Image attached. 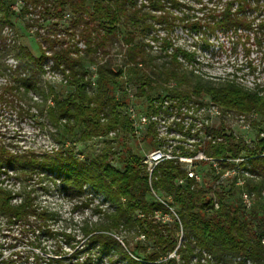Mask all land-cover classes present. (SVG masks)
Wrapping results in <instances>:
<instances>
[{"label": "trees", "instance_id": "16d2710c", "mask_svg": "<svg viewBox=\"0 0 264 264\" xmlns=\"http://www.w3.org/2000/svg\"><path fill=\"white\" fill-rule=\"evenodd\" d=\"M221 1L214 8L203 5V17L189 19L173 12L182 6L192 10L179 0H22L23 10L29 6L38 10V18L26 22L27 30L41 23L48 33L56 32L68 16V34L79 35L86 45L79 54L72 45L64 47L61 39L36 33L37 56L27 46L7 45L3 31L8 25L14 27V21L9 6L0 0V104L19 109L22 117L45 114L64 139L86 142L112 132L132 135L134 128L125 112L129 97L126 91L121 98L116 95L118 79L126 73L137 86L138 97L148 102L150 117L158 113L153 92L160 90L178 107L194 97L209 96L223 114H255L264 120V85L252 88L236 80L218 84L204 80L184 67L180 59L192 63L194 56L171 38L180 24L191 32L221 30L249 40L243 32L254 31L258 21L257 30L264 34V0ZM156 25L166 31L161 38L152 36V41L161 43L162 55L153 54L147 41ZM119 35L125 46L124 66L115 72L110 48ZM47 51L70 88L63 97L53 95L51 85L39 87ZM10 55L17 62L15 67L7 61ZM88 66L96 67L95 83L88 77ZM172 82L175 84L169 86ZM31 91L40 93L41 100L30 97ZM202 132L210 139L195 143L193 150L181 147L177 155L194 160L203 152L211 159L201 160L211 164V183L189 178L180 160L162 163L150 177L141 157L125 144H120L126 148L120 170L111 161L109 144L114 140L101 153L83 159L62 149L46 155L13 150L0 140V218L8 227L17 228L20 239L29 245L27 256L15 251L4 264H264V130L253 144L224 122L206 126ZM145 137L154 147L161 146L154 122ZM235 169L248 175L240 173L229 187L216 185L221 176ZM10 172L22 184L47 173L80 193L89 186L110 207L104 210L96 205L97 219L82 224V238L78 239L74 232L54 227L56 212L39 204L33 189L24 185L15 191L1 181ZM180 180L184 183L179 184ZM238 193L253 199L250 211L242 206ZM158 212L169 214L171 220H158ZM50 239H57L54 255L45 253Z\"/></svg>", "mask_w": 264, "mask_h": 264}, {"label": "rangeland", "instance_id": "374dc122", "mask_svg": "<svg viewBox=\"0 0 264 264\" xmlns=\"http://www.w3.org/2000/svg\"><path fill=\"white\" fill-rule=\"evenodd\" d=\"M4 1L9 6L11 17L14 21V27L8 25L3 31V34L7 38V45L27 46L34 54L39 56L37 39L35 38V34L39 33L45 38L56 37L61 39L65 44L64 47L72 45L74 50H79V54L86 49V45L79 35L70 36L68 34L67 28L70 25L68 16L56 32L48 33L47 27L41 26V23L33 27L32 30H27L26 22L38 18V10H34L30 6L23 10L22 0ZM179 1L190 6L192 10L182 6L180 9H173V12L179 16L186 14L189 19L203 17L204 12L200 10L203 5L208 8H214L223 3L221 0H201L200 2L198 0ZM167 6L170 7V3L167 2ZM257 23L258 21L254 25V31L243 32V35H249V40L245 36L240 39L232 32L221 30L207 34L191 32L182 24L175 28L171 34V38L177 46L192 53L194 56L192 63L187 62L183 58L180 59L184 67L194 70L204 80L215 84L228 80H236L253 88L257 85H264V34L257 30ZM155 30L151 31L148 35L147 41L151 45V52L153 54L162 55L160 49L161 43L152 41V36H160L159 38H161L166 36V31L159 25H156ZM122 38V35L116 37L110 48L115 72H118L124 66L125 46ZM45 46L48 47V44ZM46 55L47 58L42 64L44 72L39 77V87L47 89L48 85H51L53 87V95L63 97L70 90L67 80L61 69L53 67L54 64L50 57L52 53L47 51ZM73 56H76V53H73ZM7 61L12 67H15L17 64L13 55H10ZM86 72L88 77H91V81L95 83L96 67L88 66ZM118 82L119 86L116 89L117 97L121 98L122 91H126L129 97L125 112L130 116V109H133L136 118L139 116H147L148 118L145 125H135V128L139 130V134L135 133L134 129L132 135L112 132L107 137H97L86 142H78L75 139H64L61 137L60 131L50 123L45 114H39L36 118L22 117L19 114V109L0 104V140L13 150H33L38 155H46L62 149L72 152L77 158L81 159L87 155L94 156L101 153L103 149L108 147L110 141L114 140V143L109 144L112 147L111 161L114 166L122 170L125 164L123 154L125 153L124 150H126V148L121 146L122 144H125V147L135 152L142 160L146 154L158 149L173 155L175 158H183L177 155L180 154L179 148L184 147L193 150L195 143L210 139L202 132L206 126L217 127L224 122L228 128L249 144L254 143L261 129L264 130V120L258 115H237L231 111L223 114L221 108L214 104L209 96H203L200 99L194 97L192 101H189L182 107H178L175 106L176 102L167 100V94H163L160 90L153 92V104L156 106L158 113L150 117L148 111L149 104L144 98L138 97L137 86L133 83L130 76L123 73L120 75ZM174 84L172 82L169 86H173ZM29 96L36 101H40L42 98L41 94L35 91L29 92ZM199 102H203V104L201 105ZM33 112H37V110L35 109ZM152 122L155 123L161 146L154 147L151 140L145 137ZM255 123L257 126L254 125ZM197 133L199 135H196ZM261 136H264V134H261ZM198 156L208 158L203 152L198 153L195 158ZM182 162L187 171H196L201 176V179H205L209 183L214 181L210 163L202 164L200 159L193 160L192 158H187ZM240 173L245 174V176L248 175L246 171L239 169L227 171L221 176L219 181H216V185L222 184L229 187L236 176L239 177ZM1 181H4L15 191L20 190V187L24 185L27 189H33L37 202L56 212L57 218L53 222L54 227L72 231L77 234L78 239L82 238L80 230L82 224L85 221L97 219L94 213L96 205H100L104 210L110 207V204L104 200V197L95 194L89 186L84 188V193H80L75 187L63 184L60 177L47 173L22 184V182L16 179L15 174L10 172L9 177L1 176ZM237 185H241L240 179ZM237 197L242 199L241 204L247 211L252 209V205H254L253 199L248 197V195L241 197L239 193ZM156 218L163 222L171 220L169 214L160 212H158V217ZM125 234L123 232L122 236ZM16 237L19 239H16ZM58 240L60 243H64L62 237H59ZM118 240L125 247L122 238L118 237ZM56 242L57 239H50L48 241L49 245L45 252L47 255H54V244ZM28 248L27 241L22 238L20 239L17 228L8 227L3 219L0 218V264H4V261L9 259L11 253L15 251L21 252L23 257L27 256L29 254L27 252ZM65 250L70 251L71 249L65 247ZM116 258L121 263L124 262L121 255H117ZM25 260L23 259V261ZM103 264H107V262L105 261Z\"/></svg>", "mask_w": 264, "mask_h": 264}, {"label": "built area", "instance_id": "2783aa9c", "mask_svg": "<svg viewBox=\"0 0 264 264\" xmlns=\"http://www.w3.org/2000/svg\"><path fill=\"white\" fill-rule=\"evenodd\" d=\"M130 111H131V114H130L129 118L132 122L133 128L135 129V133L139 134V130L137 128H135V125H145L148 121V118H147V116H139L138 118H136V115H135L133 109H130ZM186 159L187 158H175L173 155L168 154L161 149H158V150H154V151L146 154L142 160V163L147 167V170H148L149 175L151 177L153 175L155 169L159 165H161L162 163H164L166 161H170V160H180L182 162V161H185ZM194 159L211 160L209 158H205L204 156H198L197 158H194ZM188 176H189V178H193L198 182L201 180V176L194 170L188 171ZM178 183L183 184L184 181L180 180ZM154 195L157 199H160L157 194L154 193ZM170 210L176 215V213L174 212V209L170 208ZM156 217H158V213H156ZM164 222H167V221H164Z\"/></svg>", "mask_w": 264, "mask_h": 264}]
</instances>
